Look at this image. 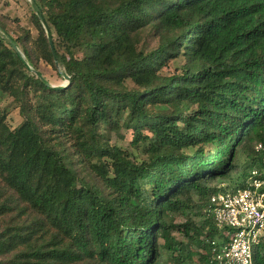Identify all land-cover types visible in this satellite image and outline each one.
Masks as SVG:
<instances>
[{
	"label": "trees",
	"instance_id": "obj_1",
	"mask_svg": "<svg viewBox=\"0 0 264 264\" xmlns=\"http://www.w3.org/2000/svg\"><path fill=\"white\" fill-rule=\"evenodd\" d=\"M36 1L60 68L0 11V264H218L211 197L264 155V0Z\"/></svg>",
	"mask_w": 264,
	"mask_h": 264
},
{
	"label": "built area",
	"instance_id": "obj_2",
	"mask_svg": "<svg viewBox=\"0 0 264 264\" xmlns=\"http://www.w3.org/2000/svg\"><path fill=\"white\" fill-rule=\"evenodd\" d=\"M257 150H264V144ZM261 160L243 187L211 197L209 213L219 227L233 230L230 243L216 255L218 264H255L254 249L264 244V155Z\"/></svg>",
	"mask_w": 264,
	"mask_h": 264
},
{
	"label": "rangeland",
	"instance_id": "obj_3",
	"mask_svg": "<svg viewBox=\"0 0 264 264\" xmlns=\"http://www.w3.org/2000/svg\"><path fill=\"white\" fill-rule=\"evenodd\" d=\"M29 0H0V11L8 16L12 22V27H15L17 25L26 27L29 29L33 36H36L38 34V30L32 22V11L30 9ZM15 22H14V21ZM42 70L45 73V75L51 80L52 85L59 86L63 85L66 80L63 78H59L57 76V72L53 69V67L47 63H42ZM1 107H5L9 110V121L12 125V127H16L19 125L22 121V117L19 114V109L16 106V104L12 101L10 98H2L0 100ZM125 131V130H124ZM254 145V143H253ZM239 170V169H237ZM253 170V167H249L246 169V174H250ZM245 177L243 174H239L237 172H233L231 177L217 179L216 181H212L210 185L217 186L222 185L224 187H227L228 185L234 186L236 181H240ZM228 190H232V188H228ZM178 223H183L185 221V217L178 215L176 217ZM196 221L200 223L201 218H197ZM178 240H182L183 236L179 233L176 234ZM164 252V256L162 257V263H171L169 258V252L167 249L162 250ZM179 254V253H177ZM176 254V255H177Z\"/></svg>",
	"mask_w": 264,
	"mask_h": 264
},
{
	"label": "water",
	"instance_id": "obj_4",
	"mask_svg": "<svg viewBox=\"0 0 264 264\" xmlns=\"http://www.w3.org/2000/svg\"><path fill=\"white\" fill-rule=\"evenodd\" d=\"M29 2L31 3L32 7L34 8L37 16L39 17L41 23L43 24V27L46 31V35L48 37V40H49V43H50V46H51V49L53 51V54H54V58H55V62H56V65L60 68L59 66V63H58V60H57V55H56V48H55V43H54V38H53V34L50 30V27L43 15V12L39 6V4L37 3L36 0H29ZM0 35L6 39V41L11 45V47H13L15 49L16 52H18L22 57H23V54L20 50V48L18 47V45L16 44V42L14 41V39L9 35V33L4 30L2 27H0ZM29 68L34 71L36 73V75L47 85H52L44 76L43 74H41V72L33 69L29 64H28ZM60 73L61 75L64 77V79L66 80V82L63 84V85H59V86H55L53 85L54 87H66L70 81H71V77L63 70H60Z\"/></svg>",
	"mask_w": 264,
	"mask_h": 264
}]
</instances>
